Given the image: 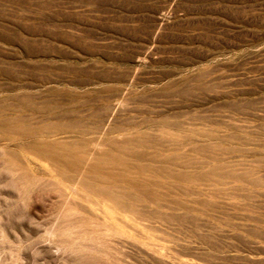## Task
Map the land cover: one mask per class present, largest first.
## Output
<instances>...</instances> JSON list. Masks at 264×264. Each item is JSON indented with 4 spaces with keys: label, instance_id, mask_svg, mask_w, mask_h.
I'll list each match as a JSON object with an SVG mask.
<instances>
[{
    "label": "rangeland",
    "instance_id": "1",
    "mask_svg": "<svg viewBox=\"0 0 264 264\" xmlns=\"http://www.w3.org/2000/svg\"><path fill=\"white\" fill-rule=\"evenodd\" d=\"M0 264H264V0H0Z\"/></svg>",
    "mask_w": 264,
    "mask_h": 264
}]
</instances>
